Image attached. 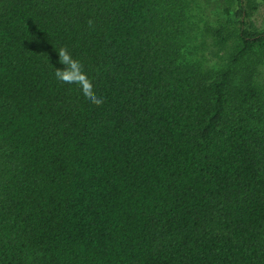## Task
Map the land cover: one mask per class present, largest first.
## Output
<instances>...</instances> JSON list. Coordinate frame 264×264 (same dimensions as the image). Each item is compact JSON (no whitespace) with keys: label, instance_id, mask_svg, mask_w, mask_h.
I'll return each mask as SVG.
<instances>
[{"label":"trees","instance_id":"obj_1","mask_svg":"<svg viewBox=\"0 0 264 264\" xmlns=\"http://www.w3.org/2000/svg\"><path fill=\"white\" fill-rule=\"evenodd\" d=\"M187 2L0 0V264H264V30L204 71Z\"/></svg>","mask_w":264,"mask_h":264},{"label":"rangeland","instance_id":"obj_2","mask_svg":"<svg viewBox=\"0 0 264 264\" xmlns=\"http://www.w3.org/2000/svg\"><path fill=\"white\" fill-rule=\"evenodd\" d=\"M187 19L183 22L185 55L204 71L219 72L230 62L238 43L239 19L235 15L237 0H187ZM247 22L252 29L264 30V1L244 0ZM221 30L224 40L216 31ZM257 83L264 91V61L258 65Z\"/></svg>","mask_w":264,"mask_h":264},{"label":"clouds","instance_id":"obj_3","mask_svg":"<svg viewBox=\"0 0 264 264\" xmlns=\"http://www.w3.org/2000/svg\"><path fill=\"white\" fill-rule=\"evenodd\" d=\"M57 55L58 62L63 67L56 69L54 73L55 78L61 83L77 85L82 95L90 103L97 106L102 105L104 99L102 96L96 94L92 81L88 78L87 73L83 71L81 62L73 58L65 47L59 48Z\"/></svg>","mask_w":264,"mask_h":264}]
</instances>
